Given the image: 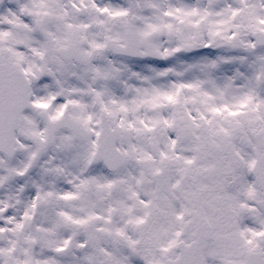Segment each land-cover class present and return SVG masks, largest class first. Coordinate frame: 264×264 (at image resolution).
<instances>
[{"label": "snow or ice", "instance_id": "1", "mask_svg": "<svg viewBox=\"0 0 264 264\" xmlns=\"http://www.w3.org/2000/svg\"><path fill=\"white\" fill-rule=\"evenodd\" d=\"M0 264H264V0H0Z\"/></svg>", "mask_w": 264, "mask_h": 264}]
</instances>
